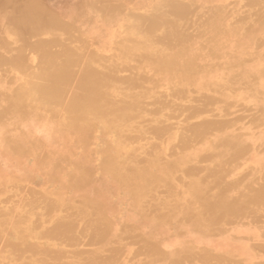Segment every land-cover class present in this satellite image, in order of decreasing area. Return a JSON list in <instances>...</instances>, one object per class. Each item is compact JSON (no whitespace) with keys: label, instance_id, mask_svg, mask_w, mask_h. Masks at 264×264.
<instances>
[{"label":"bare ground","instance_id":"obj_1","mask_svg":"<svg viewBox=\"0 0 264 264\" xmlns=\"http://www.w3.org/2000/svg\"><path fill=\"white\" fill-rule=\"evenodd\" d=\"M0 264H264V0H0Z\"/></svg>","mask_w":264,"mask_h":264}]
</instances>
